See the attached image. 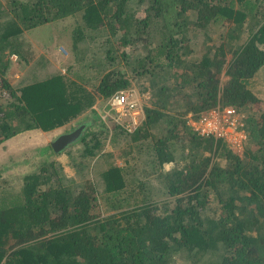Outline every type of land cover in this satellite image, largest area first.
<instances>
[{"label":"trees","instance_id":"obj_1","mask_svg":"<svg viewBox=\"0 0 264 264\" xmlns=\"http://www.w3.org/2000/svg\"><path fill=\"white\" fill-rule=\"evenodd\" d=\"M67 18L75 26L62 40L73 54L97 36L105 42L85 75L95 93L73 67L40 71L44 55L32 64L38 43L27 32ZM259 74L264 0H0V146L30 131L71 130L96 100L136 83L149 93L132 137L149 158L142 176L162 178L171 165L160 201L119 167L103 172L101 192L90 169L76 183L44 160L0 179V264H264V111L248 109ZM217 106L241 115L243 157L187 126V115ZM97 127L78 141V172L107 142Z\"/></svg>","mask_w":264,"mask_h":264},{"label":"rangeland","instance_id":"obj_2","mask_svg":"<svg viewBox=\"0 0 264 264\" xmlns=\"http://www.w3.org/2000/svg\"><path fill=\"white\" fill-rule=\"evenodd\" d=\"M80 24L83 25V23ZM74 26V20L71 18H67L63 21L45 24L28 31L27 39L38 43L36 46H34L35 53L33 56L32 64L42 55H44L49 61L45 58L47 61V65L45 67V70L40 71H46L45 73H48V71L52 70V68H59L60 71L64 72L66 68L73 67V70L83 77L88 74L90 64L94 63L98 66L101 63V54L106 46L105 42H103V37L97 36L94 40L89 42L90 44H88V42L82 44L80 46V50H77V54L75 55V53L73 54L70 48H68L70 39L62 40L64 38L63 36L68 34L70 27L73 28ZM132 51L133 50L130 49L128 50V53H131ZM195 59L196 54L194 53L191 54L189 58H187V60H189L190 62L194 61ZM48 65L52 68L47 67ZM32 68L34 71H39V67ZM32 68L30 70H32ZM21 74L22 71L16 72L12 81L20 77ZM37 75L42 76L43 74ZM28 76L31 78L33 77L30 72H28ZM80 81L86 82L84 86L95 93V89L92 86L94 85V80L91 79L90 81H88L85 77ZM134 84L135 85L133 87H135V90L138 91L136 83ZM253 84V92L256 93V97L258 98V100L253 105H250L248 109H252V111L255 110L257 112L264 111V76H261L259 74ZM95 85L97 86L98 83L96 82ZM146 96L148 97L149 93L145 94L144 98ZM95 104L94 105L98 110V113L101 112V109L104 106V103L101 101V99L96 100ZM92 112L89 114H83L78 119V121L76 120L77 125H75L74 121V123L72 122V126L75 125V127H77L85 125V134L87 135H89L90 132H96L98 130L97 126H100V123H97V119L94 120V113L97 116V112H95V110L93 109ZM64 128H62V130L60 129L57 132L51 131L47 133H43L41 131H30L15 136L3 143L0 146V179H19L22 174L27 173L28 171H34L35 163L44 160L47 163H58L62 167V173L66 176L67 179H71L76 183H80L86 177L91 164L90 161H87V163L85 164L87 165V167L81 168L78 172L74 162L78 160V156H76L75 154V148H72L75 147V144L72 143L68 145L70 147L68 152L66 154L63 153V155L60 156L53 155L52 151H50L49 149L50 143L53 142L55 138L70 131L69 125L64 126ZM113 134L115 135V139L112 141ZM106 137L107 142L106 147L104 148V150L106 151L98 159L99 161L97 162H104L108 167H126L125 178H129L128 182L132 181L133 179L143 182L142 190L152 201H160L165 199L166 196L163 194L161 186L163 185V178L167 177V174L165 173L170 170L171 165H165L162 168V171H160V173H162L163 175L162 178L157 177L158 173H156V175L152 174V176L150 177L142 176V171H150V167L148 165L149 158L145 153L146 150L144 148H141V153L138 154V150L136 149L131 138L123 136L121 134H115L114 132L112 134H109V132L107 131ZM146 143L147 145L152 144V141H150L149 139V141H146ZM78 146L83 149V145ZM236 155L243 157V152H238V154ZM101 169L102 167H95L91 170L90 175L93 181L96 182L99 192H101V190L103 189L101 178L103 171H101ZM130 169L131 173L128 174L127 170ZM101 194L102 193H99V196H101ZM103 212H105V209H103Z\"/></svg>","mask_w":264,"mask_h":264},{"label":"built area","instance_id":"obj_3","mask_svg":"<svg viewBox=\"0 0 264 264\" xmlns=\"http://www.w3.org/2000/svg\"><path fill=\"white\" fill-rule=\"evenodd\" d=\"M134 91L120 90L113 93L108 101L109 108L103 112V122L110 119L117 123L127 119L125 129L132 133L137 129L142 118L140 99ZM188 125L201 137L222 138L233 151L241 152L242 144L246 139L241 115L232 107L209 109L202 113L196 120L189 119Z\"/></svg>","mask_w":264,"mask_h":264},{"label":"clouds","instance_id":"obj_4","mask_svg":"<svg viewBox=\"0 0 264 264\" xmlns=\"http://www.w3.org/2000/svg\"><path fill=\"white\" fill-rule=\"evenodd\" d=\"M121 90H126V91H134L136 94H137V96L139 97V99H140V105H141V109H142V118L140 117V123H139V125L137 126V129L134 131V132H132V133H128L127 131H126V129H125V126L127 125V119H124V120H122V122L121 123H117V122H115V121H113L112 119H110L109 121H107L106 123L105 122H103L102 121V119H101V117H102V115H103V112L105 111V110H107L108 108H109V105H108V101H109V99H110V97L108 98V100L104 103V104H106V106H103V108L101 109V112H99L98 113V110L96 109V107H94L95 105H93L92 106V109L93 110H95V112H97V116L96 117H94V120L95 119H97L96 121H97V123L99 122L100 123V125H102V126H104L105 127V131L107 130L108 132H109V134H112L113 132L115 133V134H121V135H123V136H126V137H130L131 138V140H132V137H133V135L137 132V131H139V129L142 127V125H143V123H144V114H143V107H144V103H145V100L147 99V96L144 98V95H142V96H140V94H139V92L138 91H136L135 89L133 90V89H121ZM118 91H120V90H118ZM117 92V91H116ZM115 93V92H114ZM136 96V97H137ZM227 107H230V106H227ZM198 118V117H197ZM189 119H192V120H194L193 118H192V116H191V114H189L188 115V117H186V124H187V126L190 128V126L188 125V121H189ZM76 123V122H75ZM75 125H77V123L75 124ZM73 127V126H72ZM81 126H77V127H75L74 126V128L73 129H71L70 131H68V132H74V131H76L77 129H79ZM83 128H82V130L80 131V133H79V135H78V137H77V139L74 141V142H72L73 144H75V147H72V148H75L74 150H75V154H76V156H79V154H81L82 152H83V149L80 147V146H78V145H80V144H78V141L80 140V138H81V136L82 135H84L85 134V132H86V130H85V126H82ZM191 129V128H190ZM192 130V129H191ZM107 131H106V133H107ZM67 132V133H68ZM91 133V132H90ZM89 133V134H90ZM195 133V132H194ZM65 134V133H64ZM87 135V134H86ZM114 135V134H113ZM245 135H246V133H245ZM61 136V135H60ZM60 136H58L57 138H59ZM62 136H63V134H62ZM112 136V135H111ZM111 136H109V137H111ZM201 137V136H200ZM57 138H55V139H57ZM247 141V135H246V139H245V141L243 142V144H242V152H243V149H244V143ZM52 143H54V141L53 142H51L50 143V145L52 144ZM71 143V144H72ZM68 145H70V144H68ZM63 146V148H60V149H56V151L55 150H53L52 148V151L55 153V154H53V155H57V156H60V155H63V153L64 154H66L67 152H68V150L70 149V147L69 146ZM81 145H83V144H81ZM83 147H84V145H83ZM106 147V144L104 145V148ZM104 148L95 156V157H93V158H91V159H89V161H90V164H91V166H90V170H92V169H94L95 167H102V169H101V171H106V170H108L109 168H111V167H116V166H107V165H105V163L104 162H97V161H99L98 159L103 155V153L106 151V150H104ZM233 151V150H232ZM234 153H236V154H238V152H236V151H233ZM58 153H60V154H58ZM117 167H119V168H123V169H125L126 167H120V166H117ZM103 172H102V174H103ZM101 178H102V176H101Z\"/></svg>","mask_w":264,"mask_h":264},{"label":"water","instance_id":"obj_5","mask_svg":"<svg viewBox=\"0 0 264 264\" xmlns=\"http://www.w3.org/2000/svg\"><path fill=\"white\" fill-rule=\"evenodd\" d=\"M82 128L83 127L81 126L79 129H77L76 131H74V132H72V133H70L68 135L60 136L59 138L56 139V141L54 143H56V142H58L60 140H64V145H63L64 147L67 146L68 144H71L72 142H74L77 139V137H78L80 131L82 130ZM54 143H52V145Z\"/></svg>","mask_w":264,"mask_h":264},{"label":"flooded vegetation","instance_id":"obj_6","mask_svg":"<svg viewBox=\"0 0 264 264\" xmlns=\"http://www.w3.org/2000/svg\"><path fill=\"white\" fill-rule=\"evenodd\" d=\"M70 133H72V132L65 133V134H63V136H64V135H68V134H70ZM61 136H62V135H61ZM55 141H56V139L54 140V142H55ZM63 145H64V140H60V141L54 143L53 145L51 144L50 146H51V148H52L53 150H56V149H60V148H62Z\"/></svg>","mask_w":264,"mask_h":264},{"label":"bare ground","instance_id":"obj_7","mask_svg":"<svg viewBox=\"0 0 264 264\" xmlns=\"http://www.w3.org/2000/svg\"><path fill=\"white\" fill-rule=\"evenodd\" d=\"M104 106H106V104Z\"/></svg>","mask_w":264,"mask_h":264},{"label":"crops","instance_id":"obj_8","mask_svg":"<svg viewBox=\"0 0 264 264\" xmlns=\"http://www.w3.org/2000/svg\"><path fill=\"white\" fill-rule=\"evenodd\" d=\"M95 107V106H94Z\"/></svg>","mask_w":264,"mask_h":264}]
</instances>
